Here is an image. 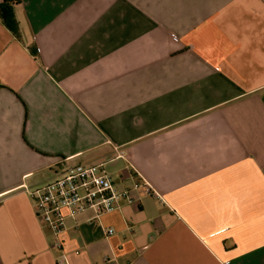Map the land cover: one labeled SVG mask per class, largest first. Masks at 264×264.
<instances>
[{
    "label": "crops",
    "instance_id": "crops-1",
    "mask_svg": "<svg viewBox=\"0 0 264 264\" xmlns=\"http://www.w3.org/2000/svg\"><path fill=\"white\" fill-rule=\"evenodd\" d=\"M3 3L0 264H57L29 191L76 164L135 201L67 264H264V0Z\"/></svg>",
    "mask_w": 264,
    "mask_h": 264
},
{
    "label": "built area",
    "instance_id": "built-area-1",
    "mask_svg": "<svg viewBox=\"0 0 264 264\" xmlns=\"http://www.w3.org/2000/svg\"><path fill=\"white\" fill-rule=\"evenodd\" d=\"M170 35L173 39L178 38L175 32ZM146 192L159 196L147 183ZM29 194L34 201L36 216L51 232L50 248L57 251V264H67V256L59 236L66 227L68 216L92 210L94 217L100 218L118 209L117 202L121 197L128 202L135 201L130 189L121 192L115 189L113 177L103 164L69 166L58 177L29 191ZM107 231L112 233L114 229L109 228Z\"/></svg>",
    "mask_w": 264,
    "mask_h": 264
},
{
    "label": "trees",
    "instance_id": "trees-1",
    "mask_svg": "<svg viewBox=\"0 0 264 264\" xmlns=\"http://www.w3.org/2000/svg\"><path fill=\"white\" fill-rule=\"evenodd\" d=\"M18 2H19V0H4L3 5L18 3Z\"/></svg>",
    "mask_w": 264,
    "mask_h": 264
}]
</instances>
